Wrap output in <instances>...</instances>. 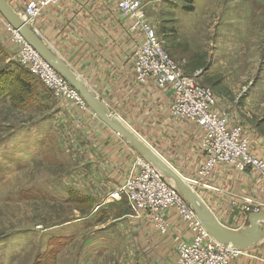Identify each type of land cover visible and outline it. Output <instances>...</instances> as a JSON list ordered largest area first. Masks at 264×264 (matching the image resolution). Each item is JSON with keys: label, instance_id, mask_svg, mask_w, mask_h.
<instances>
[{"label": "crops", "instance_id": "obj_1", "mask_svg": "<svg viewBox=\"0 0 264 264\" xmlns=\"http://www.w3.org/2000/svg\"><path fill=\"white\" fill-rule=\"evenodd\" d=\"M6 1L20 15L30 0ZM157 1L142 0L146 15H150ZM131 24L130 19L119 14L115 0H60L43 9L28 25L80 76L112 114L144 139L182 177L196 179L204 159L200 150L202 132L195 123L169 114L173 100L169 89L158 87L152 79L136 81L132 53L142 41L143 33L132 30ZM0 41L8 44L9 49L13 45L1 14ZM231 91L233 101L217 95L216 107L227 113L231 122L243 127L251 150L264 161V64L260 78L246 88H240L237 83ZM55 101L52 122L70 135L76 189L98 202L94 215L108 216L111 220L113 216L112 231L105 235V241L118 249L122 243V249L132 254L120 258V264H171L176 243L190 240L177 211L169 208L163 212L168 230L161 234L146 212H135L129 206L125 195L121 201H116L111 194L133 172L136 151L89 108H81L65 99ZM240 114L247 116L241 119ZM198 179L210 188L194 184L193 190L225 226L239 229L247 224L248 214L245 215L240 206L243 197L253 199L260 211H264V175L258 171H239L220 164L208 177ZM232 201L236 203L233 205ZM258 244L247 251L252 255L264 253L263 245ZM105 250L109 247L105 246ZM231 264L263 263L242 256Z\"/></svg>", "mask_w": 264, "mask_h": 264}, {"label": "rangeland", "instance_id": "obj_2", "mask_svg": "<svg viewBox=\"0 0 264 264\" xmlns=\"http://www.w3.org/2000/svg\"><path fill=\"white\" fill-rule=\"evenodd\" d=\"M182 4L158 0L144 18L182 71L233 101L231 87L261 76L264 0H194L191 12ZM12 44L0 41V264H120L132 254L105 241L113 216L94 215L98 202L74 185L70 135L52 122L61 98L22 66Z\"/></svg>", "mask_w": 264, "mask_h": 264}, {"label": "built area", "instance_id": "obj_3", "mask_svg": "<svg viewBox=\"0 0 264 264\" xmlns=\"http://www.w3.org/2000/svg\"><path fill=\"white\" fill-rule=\"evenodd\" d=\"M59 1L30 0L25 4L20 17L29 24L43 9ZM115 3L119 14L132 21L130 28L143 33L142 41L132 53L136 81L142 83L152 79L158 87L169 89L173 95L169 114L195 123L202 132L200 150L204 159L197 170V178L188 179V183L191 186L200 184L210 188L206 183L201 184L198 178L208 177L214 167L220 164L239 171L255 170L264 175V161L251 150L243 127L231 122L229 115L216 107V96L210 88L198 84L193 77L185 74L169 56L155 29L144 18L142 0H115ZM5 24L10 40L18 46L22 66L58 98L67 99L81 108H88L78 91L16 29L6 21ZM116 195H125L135 212H146L161 234L168 230L163 212L169 208L177 211L190 234V240L176 243V254L171 264H231L234 259L247 256L248 248L241 249L215 240L178 191L138 153L135 154L133 172L113 194ZM235 203L236 201H232L233 205ZM240 204L245 215L260 211L259 206L249 197H243ZM248 257L261 259L264 264V257Z\"/></svg>", "mask_w": 264, "mask_h": 264}, {"label": "water", "instance_id": "obj_4", "mask_svg": "<svg viewBox=\"0 0 264 264\" xmlns=\"http://www.w3.org/2000/svg\"><path fill=\"white\" fill-rule=\"evenodd\" d=\"M0 14L45 61L78 91L88 108L104 124L122 136L136 153L147 159L161 172L166 180L172 183L182 198L195 212L206 231L215 240L241 249H247L264 239V231L262 229V225H264V211L248 214L247 224L239 229L222 224L195 191H193L188 180L174 171L144 139L137 135L126 123L124 125V122L120 121V118L119 120L112 114L106 105L87 88L80 76L55 54L39 34L11 8L6 0H0Z\"/></svg>", "mask_w": 264, "mask_h": 264}, {"label": "trees", "instance_id": "obj_5", "mask_svg": "<svg viewBox=\"0 0 264 264\" xmlns=\"http://www.w3.org/2000/svg\"><path fill=\"white\" fill-rule=\"evenodd\" d=\"M181 2H183L182 4V10H184L185 12H191L192 11V8H193V3H194V0H179ZM157 33V32H156ZM158 35V34H157ZM159 37V36H158ZM160 38V37H159ZM161 39V38H160ZM21 66V65H20ZM22 67V66H21ZM23 68V67H22ZM206 70L207 69V66H205L202 70ZM184 72V71H183ZM185 73V72H184ZM186 74V73H185Z\"/></svg>", "mask_w": 264, "mask_h": 264}, {"label": "bare ground", "instance_id": "obj_6", "mask_svg": "<svg viewBox=\"0 0 264 264\" xmlns=\"http://www.w3.org/2000/svg\"><path fill=\"white\" fill-rule=\"evenodd\" d=\"M116 116V115H115ZM118 119H119V117L118 116H116ZM120 120V119H119ZM121 121V120H120ZM123 123V122H122ZM124 125H125V123H124ZM127 127V126H126ZM129 129V128H128ZM130 130V129H129ZM146 142V141H145ZM147 143V142H146ZM148 144V143H147ZM149 145V144H148ZM155 150V149H154ZM156 151V150H155ZM157 152V151H156ZM158 153V152H157ZM158 155L174 170V171H176L178 174H180L172 165H170L159 153H158ZM181 175V174H180ZM182 176V175H181ZM164 177V176H163ZM187 179V178H186ZM166 180V179H165ZM188 180V179H187ZM166 181H168V180H166ZM169 183H171L170 181H168ZM171 185H172V183H171ZM173 186V185H172ZM174 187V186H173ZM175 188V187H174ZM191 188L193 189V186H191ZM176 189V188H175ZM194 191V190H193ZM179 193V192H178Z\"/></svg>", "mask_w": 264, "mask_h": 264}]
</instances>
